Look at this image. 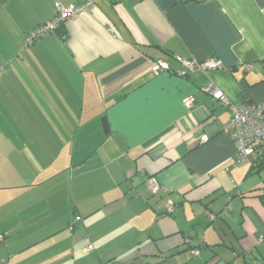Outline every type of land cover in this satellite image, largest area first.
<instances>
[{
	"label": "crops",
	"instance_id": "1",
	"mask_svg": "<svg viewBox=\"0 0 264 264\" xmlns=\"http://www.w3.org/2000/svg\"><path fill=\"white\" fill-rule=\"evenodd\" d=\"M56 3L92 6L25 45ZM177 57L222 68L150 71ZM209 82L264 102V0H0V264H264V166Z\"/></svg>",
	"mask_w": 264,
	"mask_h": 264
},
{
	"label": "built area",
	"instance_id": "2",
	"mask_svg": "<svg viewBox=\"0 0 264 264\" xmlns=\"http://www.w3.org/2000/svg\"><path fill=\"white\" fill-rule=\"evenodd\" d=\"M92 3H84L81 5L65 7L59 3L55 4V12L51 19L32 29L25 36V45H32L36 40L43 36L50 35L59 29L66 21L77 16L81 12L88 10ZM177 62L180 65V70L172 71L169 65L162 61L156 60L152 62L150 71L157 75L162 72L176 74L178 77H183L195 73H203L208 75L210 72L221 69L222 63L218 59H209L206 61H197L192 58L177 57ZM251 67L247 65L246 70ZM202 92L208 94L213 102H216L231 111L230 119L223 125V132L230 138L235 148V160L237 164L248 163L251 166L262 164L264 166V102L260 104H242L233 103L227 96L212 82H209L202 89ZM186 109H191L195 106L193 97H188L183 101ZM207 141L205 136H201L200 142ZM148 189L152 194H157L160 187L154 178L147 180ZM264 193V185L262 187ZM165 211L168 214L173 213L174 204L171 201L165 203ZM212 220L215 216H210ZM79 217L75 220L79 221ZM73 222L68 225V230L72 231ZM261 240V238H260ZM184 242L189 244V239H184ZM204 240L200 238V244ZM91 249V246L88 247ZM190 253L194 256L199 255L198 248H191ZM257 264H261L257 262Z\"/></svg>",
	"mask_w": 264,
	"mask_h": 264
},
{
	"label": "water",
	"instance_id": "3",
	"mask_svg": "<svg viewBox=\"0 0 264 264\" xmlns=\"http://www.w3.org/2000/svg\"><path fill=\"white\" fill-rule=\"evenodd\" d=\"M101 124H102V129H103L104 133L108 134L109 133V127H108V123H107L105 117L101 118Z\"/></svg>",
	"mask_w": 264,
	"mask_h": 264
},
{
	"label": "trees",
	"instance_id": "4",
	"mask_svg": "<svg viewBox=\"0 0 264 264\" xmlns=\"http://www.w3.org/2000/svg\"><path fill=\"white\" fill-rule=\"evenodd\" d=\"M39 25H41V24H39ZM38 25V26H39ZM60 28V27H59ZM65 38V37H64ZM64 41H65V39H64ZM252 167V169H254V170H257L258 168H261V167H263V165L262 164H257V165H252L251 166ZM76 221V220H75ZM71 223V222H70Z\"/></svg>",
	"mask_w": 264,
	"mask_h": 264
}]
</instances>
